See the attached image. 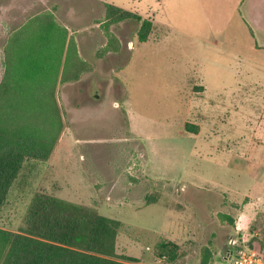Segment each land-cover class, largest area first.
Here are the masks:
<instances>
[{"label":"rangeland","instance_id":"obj_1","mask_svg":"<svg viewBox=\"0 0 264 264\" xmlns=\"http://www.w3.org/2000/svg\"><path fill=\"white\" fill-rule=\"evenodd\" d=\"M152 5L153 0H0V81L8 34L43 12L78 42L82 63L77 77H60L55 97L62 130L49 157L27 159L19 168L0 204V229L20 231L33 199L45 196L119 221L113 259L127 264H221L228 238L238 234L264 251V216L257 214L244 231L233 225L248 199L233 191L249 190L264 204V145L253 143L245 151L241 147L251 137H264V125L257 124L243 104L244 92L256 85L245 86L238 77L222 83V76L203 66L202 85L212 101L211 130L180 137L172 123H187L195 132V121L208 119L205 106L195 104L207 100L189 56L176 62L172 51L156 48L147 65L148 48L134 50L142 43L141 20H150L152 13L145 11ZM226 5L225 0H168L165 12L174 27L172 36L179 35V29L204 33L202 37L214 30L211 38L219 42ZM201 53H193L197 62ZM214 54L217 59L220 51ZM208 55L212 53L207 50L205 58ZM100 65L105 67L101 76L98 69L89 75ZM111 66L113 71L125 68V84L114 74L111 81L106 72ZM258 92L264 93V86L254 95ZM127 109L138 118L135 127L145 137L147 151L130 131ZM229 151L254 160L229 164ZM147 155L167 177L146 173Z\"/></svg>","mask_w":264,"mask_h":264},{"label":"trees","instance_id":"obj_2","mask_svg":"<svg viewBox=\"0 0 264 264\" xmlns=\"http://www.w3.org/2000/svg\"><path fill=\"white\" fill-rule=\"evenodd\" d=\"M151 26L141 20L138 41L147 40ZM81 64L67 28L44 12L8 34L0 81V204L24 161L49 157L63 126L56 86L67 73L77 77ZM189 127L186 132H196ZM119 226L92 208L38 196L20 231L0 229V264H127L113 259Z\"/></svg>","mask_w":264,"mask_h":264},{"label":"crops","instance_id":"obj_3","mask_svg":"<svg viewBox=\"0 0 264 264\" xmlns=\"http://www.w3.org/2000/svg\"><path fill=\"white\" fill-rule=\"evenodd\" d=\"M167 1L168 0H153V5L148 7V11H145L146 14L150 12L152 13L149 19L153 23V31L150 36L147 37V40L139 43L136 47H134V50L136 51L140 47H142L143 49V47L146 46L149 51L148 55L146 56L147 59H145V56H143L146 62L151 58L152 55H154L153 52H155L156 48H158L160 52L164 50H170L172 51V53L170 54L172 60L177 62L189 56L193 67H198L193 71L195 76L193 77L195 78V81H198V83H200L201 86L199 89L202 90L201 93L204 94V97L207 101L205 102L206 104L200 103L201 101H199V106L198 103L194 104L197 105V108L205 106L208 118L206 123L203 121H195L197 132L192 133L191 135L193 137H199L198 135L202 133L201 131L204 128L206 131L210 132V121L211 119H213V117L211 118V116L213 115L209 110V106L212 107V101L211 99H209V97L205 96L206 88L202 85L200 69L203 66L208 67V73L210 71L212 75L215 73L217 77L222 76V83L227 80L229 82L231 78L234 79L238 77L240 81L246 84L245 86L249 84H255V90L257 91L264 86V0H225L227 4V12L224 17V24L226 27L223 29L221 35L218 32V36L221 39H219V42L217 43L214 38H211L214 30H212V32L206 30V37H202L204 36V33H202V36H200L201 33H198V35H196L197 33L194 34V31L189 32V30L186 29H179L177 30L178 32H180L179 35L172 36L171 28L173 29L174 27L170 23V20L167 18V14L165 12V2ZM189 1L191 3H194L200 0ZM211 1L214 2V0ZM197 4H201L200 8L204 11L203 4L200 2H198ZM152 7H154V9ZM160 17L162 19H157ZM215 35L216 34H214V36ZM77 48L79 53L81 54L78 42L76 43V49ZM132 49L133 48H129V50ZM198 49L202 50L199 62H197L196 57L193 56L194 51L196 52ZM207 50L210 51L212 55L211 57L208 55L207 58H205V52ZM214 51H220V56L217 59L215 57ZM131 60L132 57H130V59L127 61L126 66L130 64ZM104 68L105 67L100 65L96 67V70L95 68H93L94 71L91 70L88 73L89 75H96L98 74V69L101 70L99 73V76H101L105 72L103 71ZM124 71L125 68L113 71V68L111 66L109 69H107L106 72L109 76H113L114 74V78L116 80L124 83L125 77L122 76ZM88 73H85V75ZM187 74L190 75V73ZM111 76L110 79L112 81ZM255 90H251V88H249L246 92H244V97L246 99L244 100L245 103L243 104L250 108V110L248 109L247 112L255 115L256 117L254 119L257 121V124L260 123L262 127L264 125V93L258 92L257 95H254ZM123 99L124 98H122L121 100ZM108 107L110 109L109 104L105 109V114L109 113L107 112ZM124 113L126 115L130 131H132L135 135H138L147 151L146 139L135 127V124L137 123L136 120L138 118H133L132 110L127 109L124 111ZM172 124L175 126V128L178 129L180 137L182 135L186 136L188 132H186L184 129L185 123L183 125L180 121L178 126L175 122ZM253 143L257 145H264V137L257 139H255V137H251L249 143L242 145L241 147L245 151V147H250V145L254 147L255 145ZM229 153V164H231L234 159H236L238 162L244 161L245 163L252 162L254 160L251 156L248 157L241 154H236L232 151H229ZM146 158V161H148V163L150 162V165L148 164V167H146L145 170L149 176L157 178L168 176L165 172L163 173V175H161V172L157 171L158 169H156L155 164L149 160L148 155ZM245 192H232L235 196L239 194H245V196H247L248 198L247 201L244 202L243 206H241V211L239 213L238 219L233 220V225L236 231H244L247 227V224L254 220L257 214L264 216V204L260 196L250 195L249 193L251 191L249 190ZM243 235L244 234H238L237 236H242L243 238Z\"/></svg>","mask_w":264,"mask_h":264},{"label":"built area","instance_id":"obj_4","mask_svg":"<svg viewBox=\"0 0 264 264\" xmlns=\"http://www.w3.org/2000/svg\"><path fill=\"white\" fill-rule=\"evenodd\" d=\"M221 264H264V251L246 244L242 236H230L222 251Z\"/></svg>","mask_w":264,"mask_h":264}]
</instances>
